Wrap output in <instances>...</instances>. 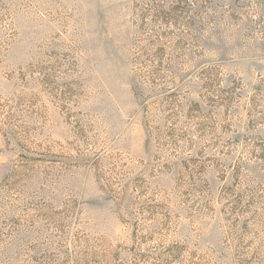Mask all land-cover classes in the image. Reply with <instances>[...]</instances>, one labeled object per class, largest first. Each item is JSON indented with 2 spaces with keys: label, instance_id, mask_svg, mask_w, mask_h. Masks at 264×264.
<instances>
[{
  "label": "rangeland",
  "instance_id": "obj_1",
  "mask_svg": "<svg viewBox=\"0 0 264 264\" xmlns=\"http://www.w3.org/2000/svg\"><path fill=\"white\" fill-rule=\"evenodd\" d=\"M0 264H264V0H0Z\"/></svg>",
  "mask_w": 264,
  "mask_h": 264
}]
</instances>
